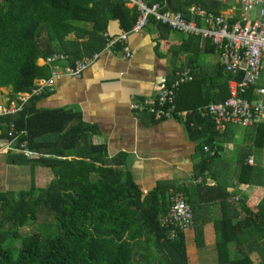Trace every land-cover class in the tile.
I'll list each match as a JSON object with an SVG mask.
<instances>
[{"label": "trees", "instance_id": "1", "mask_svg": "<svg viewBox=\"0 0 264 264\" xmlns=\"http://www.w3.org/2000/svg\"><path fill=\"white\" fill-rule=\"evenodd\" d=\"M168 1L169 8L182 12L189 21L193 20L190 12L193 4L213 11V4L203 0ZM178 3L181 4L176 5ZM130 12L117 0H0V90L11 88L12 95H18L36 88L39 80L48 79L50 63L38 64L45 56L62 52L80 59L93 55L97 48L106 45L107 39L102 38V33L113 18L118 16L124 21L121 24L124 29H132L137 15ZM79 22L92 23V27H82ZM73 33L75 38L71 39ZM85 35L89 39L79 42ZM96 40L98 47H89L92 54L82 55ZM199 41V38H186L180 51L195 54L198 49L192 53L190 48L194 44L198 47ZM47 45L50 47L44 51ZM189 66L194 69L195 82L176 93L175 104L179 111L190 109L196 115L199 107L228 97L227 81L231 75L218 64L214 75L217 94L207 95L196 104H187L186 94L185 97L180 95L186 87H189L187 93L194 95L209 93L203 90L206 77L196 70L193 61ZM55 115L62 117H53ZM73 116L26 107L18 116L2 119L8 124L14 121L17 132L27 133L16 140L14 150L27 142L32 153L43 148L49 152L35 160L24 157H35V154L15 151L19 154L11 158V162L24 158L33 166L40 164L50 168L54 177L45 188H37L32 183L24 192L0 193V264H190L187 231L170 241L166 230L160 226V218L170 208L171 192L185 191L172 189L167 193V189L159 185L154 191L144 193L130 171L111 166L123 165L124 157L109 161L106 145H94L88 137L90 128L82 123L69 127L72 121L79 119ZM192 121L195 124L189 126L191 134L195 138L209 136L205 144L213 147L218 137L213 121L200 116L190 117L189 123ZM52 134L58 137L55 142L44 140ZM83 137L86 145L82 143ZM252 144L258 149L264 148V122L255 127ZM207 155L214 158L217 153ZM246 163L249 165V159ZM201 165L204 171L206 158ZM255 170L248 168L247 177H239L240 182L250 187H255L256 183L264 185V169ZM245 210L247 216L240 221L225 217L218 223V260L214 264H264V201L258 211ZM42 212L52 217L54 234L20 233ZM196 235L202 244V232ZM254 253L259 255L260 262L255 263L251 258Z\"/></svg>", "mask_w": 264, "mask_h": 264}, {"label": "crops", "instance_id": "2", "mask_svg": "<svg viewBox=\"0 0 264 264\" xmlns=\"http://www.w3.org/2000/svg\"><path fill=\"white\" fill-rule=\"evenodd\" d=\"M147 1L156 3L161 0ZM163 1L165 0L160 3ZM166 1L169 7V1ZM124 5L131 14L132 11L136 13L131 6ZM216 6L213 4L212 10L221 12L222 10ZM123 22L118 16L110 20L107 30L102 33V38L107 39L106 33L114 37L129 33L128 46L133 53L132 59L125 57L119 45L107 51L104 43L105 46L97 48L95 52H100V57L79 79L65 75L51 77L52 70L73 65L78 60L71 54L69 62L50 63L48 65L50 76L44 79L51 82L50 90L43 96L28 101L21 112L28 107L36 111L73 114V117L79 119L72 121L69 127L82 123L90 128L88 137L94 145H106L109 161L119 156L124 157L123 165L111 166L130 171L144 193L154 191L159 185L166 188L167 193L172 189H183L195 217L194 228L185 233L189 263L214 264L218 260L216 249L218 223L225 217L233 219L234 222L240 221L247 216L246 208L253 212L258 211L260 203L264 201L263 183L257 185L254 182L256 186L250 187L239 179L247 177L248 168L264 169V157L258 155L264 148L258 149L252 144L254 130L258 125L247 128L228 125L224 133L216 131L214 127L218 137L211 147L205 144L209 136L195 138L191 134L189 126H192L189 121L182 122L178 118L156 120L146 111H133L130 108L131 102H153L162 90L170 86L175 79V73L180 70L190 69L193 76V81L181 88L195 82V72L189 66L190 61H193L196 70L206 77L203 90H208L209 93L203 96L197 92L194 95L187 93L189 87H186L184 93L181 90L180 95L184 94L185 97L186 94L187 104H196L206 99L207 95L217 94L218 89L214 88V75L216 66L221 63L219 50L210 41L194 35L176 33L166 27L167 31L157 27L155 22H151L139 33H133L131 28L124 29L121 26ZM77 24L88 29L92 27V23L89 22ZM188 37L200 39L198 47L194 44L190 48L192 53L198 49L195 54L180 51L182 43ZM70 38H75V34H71ZM79 39V42H86L89 36L85 35ZM98 45L97 40L94 41L87 50H83L82 55L92 54L89 47L95 48ZM49 47L45 46L44 51ZM45 57L39 59V65L46 63ZM203 57L210 60L207 61ZM0 91V104L5 106L15 105L21 94L12 95L11 88H2ZM3 123L0 126V193L24 192L32 183L37 188L47 187L54 177L50 168L40 164L33 166L26 163L24 158L17 163L11 162V158L19 154L14 150L18 138L10 133L9 127L12 122ZM13 123L16 126L14 121ZM84 137L82 143L86 145ZM57 138V135L52 134L44 140L53 143ZM240 140H245V143L239 144ZM206 146L217 153L216 157L207 155ZM46 153L49 152L43 148L33 153L35 157H24L36 160L44 157ZM204 158L207 168L201 171ZM247 159L252 160L253 164L248 165ZM198 231L203 235L202 244L197 240ZM251 258L255 263L261 261L257 253Z\"/></svg>", "mask_w": 264, "mask_h": 264}, {"label": "built area", "instance_id": "3", "mask_svg": "<svg viewBox=\"0 0 264 264\" xmlns=\"http://www.w3.org/2000/svg\"><path fill=\"white\" fill-rule=\"evenodd\" d=\"M120 1L136 9L137 18L131 31L133 33H139L153 19L173 31L208 40L219 50V62L231 75L227 81L228 97L219 103L199 107L196 116L211 119L216 131L220 133H224L228 125L247 128L264 122V0H206L219 5L222 14L207 12L202 6L193 4L190 12L195 19L192 21L186 20L181 13L171 11L166 0L152 6L145 0ZM105 35L106 49L119 45L127 59L133 57L127 34L118 37H111L108 33ZM99 55L95 53L77 60L73 66L54 69L51 77L65 75L79 79ZM69 59V54L59 52L46 57L45 61L68 62ZM192 81L190 69L180 70L175 73V79L170 86L159 93L153 102L133 101L130 108L136 112L146 111L156 120L178 118L182 122H188L195 112L179 111L175 98L179 89ZM50 87L49 80H40L36 88L19 94L15 105L0 104V126L4 124L2 118L21 112L28 101L43 96ZM194 124L193 121L190 122L191 126ZM9 129L16 138L27 136L26 132H17L13 122ZM17 151L24 155L33 154L28 150L27 142H23ZM205 151L215 153L207 146ZM169 202V211L160 218V226L166 230V238L174 241L180 233L193 227L194 216L183 192H172Z\"/></svg>", "mask_w": 264, "mask_h": 264}, {"label": "rangeland", "instance_id": "4", "mask_svg": "<svg viewBox=\"0 0 264 264\" xmlns=\"http://www.w3.org/2000/svg\"><path fill=\"white\" fill-rule=\"evenodd\" d=\"M176 36L181 37L178 34H176ZM203 59H206L207 61L210 60L208 57L207 58L203 57ZM236 129L239 130L240 128H236ZM244 143H245V140H240V142H239V144H244ZM245 147H247V146H245ZM222 153H224V152H222ZM258 155L264 157V151H261V153H259ZM257 170L258 169H256L255 171H257ZM40 210H42V209H40ZM52 223H53L52 217L49 214L42 212V213H40V215H38L37 220L34 223H30L25 228H22L20 230V233L22 232V233L28 234L31 232H39L42 234V236L43 235H47V236L52 235V234H54V230H55V227H54V225L52 226ZM17 245L18 244H16V246Z\"/></svg>", "mask_w": 264, "mask_h": 264}, {"label": "bare ground", "instance_id": "5", "mask_svg": "<svg viewBox=\"0 0 264 264\" xmlns=\"http://www.w3.org/2000/svg\"><path fill=\"white\" fill-rule=\"evenodd\" d=\"M119 1H120V0H119ZM205 1H206V0H205ZM120 2H121V1H120ZM145 2H146L149 6H151L147 0H145ZM124 4H125V3H124ZM128 6H130V5H128ZM132 8L136 11V9H135L134 7H132ZM204 9L206 10V8H204ZM171 11H173V10H171ZM206 11H207V12L214 13V14H216V15H220V14H222V11H221V12H217V11H214V10H213V11L206 10ZM173 12L183 14L182 12H176V11H173ZM136 15H137V12H136ZM191 15H192V14H191ZM183 16L185 17L184 14H183ZM192 17H193V19H195L193 15H192ZM185 19H186V17H185ZM186 20H187V19H186ZM196 20L198 21L197 18H196ZM153 21H154L155 23H157V24H160V23L156 22L155 20L150 19V21H149V23L146 25V27H147L151 22H153ZM188 21H189V20H188ZM198 22H199V21H198ZM160 25H161V24H160ZM162 26H164V25H162ZM164 27H166V26H164ZM167 28H168V27H167ZM172 31H173V30H172ZM174 32H176V31H174ZM176 33H179V32H176ZM125 34H127V37L129 38V33H125ZM181 34H183V33H181ZM184 35H186V34H184ZM111 37H114V36H111ZM197 37H199V36H197ZM200 38H201V37H200ZM204 40H205V39H204ZM206 41H208V40H206ZM115 46H117V45H114L112 48H114ZM119 47H120V46H119ZM112 48H110V49H106V48H105V50L109 51V50H111ZM97 53H99V54L101 55L100 52H97ZM94 54H95V53H94ZM94 54H93V55H94ZM93 55H89V56H93ZM100 55H99V57H100ZM85 57H86V56H85ZM99 57H98V58H99ZM125 57H126V56H125ZM83 58H84V57H83ZM98 58H97V59H98ZM132 58H133V57H132ZM132 58H130V59H132ZM80 59H82V58H80ZM97 59H95V61H96ZM78 60H79V59H78ZM76 61H77V60H76ZM76 61H75V62H76ZM95 61H94V62H95ZM45 62H46V61H45ZM68 62H69V61H68ZM94 62H93V63H94ZM48 63H54V62H48ZM64 63H65V62H64ZM93 63H92V64H93ZM74 64H75V63H74ZM74 64H73V65H74ZM92 64H90V65H92ZM73 65H70V66H73ZM90 65H89V66H90ZM68 66H69V65H68ZM89 66H88V67H89ZM63 67H64V66H63ZM88 67H87V68H88ZM87 68H86V69H87ZM86 69H85V70H86ZM85 70H84V72H85ZM84 72H83V73H84ZM82 76H83V75H82ZM165 89H167V88H165ZM165 89H164V90H165ZM179 90H180V89H179ZM162 91H163V90H162ZM162 91H161V92H162ZM161 92H160V93H161ZM210 154H211L212 156H215V155H216V153H210ZM250 161H251V163H249V164L252 165V164H253V161H252V160H250ZM175 191H178V190H175ZM175 191H172V192H175ZM172 192H171V193H172ZM181 192H182V191H181ZM183 193H184V192H183ZM184 195H185V198H186V203L188 204L186 194L184 193ZM188 205H189V204H188ZM189 206H190V205H189ZM190 207H191V206H190ZM191 208H192V207H191ZM192 211H193V208H192ZM167 212H168V211H167ZM167 212H166L165 214H167ZM163 216H164V215H163ZM193 216H194V211H193ZM194 224H195V220H194ZM193 227H194V225H193ZM193 227H192V228H193ZM192 228H191V229H192ZM191 229H189V230H191ZM187 231H188V230H187ZM180 234H181V233H180ZM180 234H179V235H180Z\"/></svg>", "mask_w": 264, "mask_h": 264}]
</instances>
